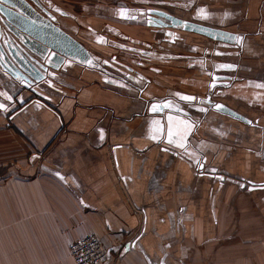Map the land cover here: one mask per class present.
I'll return each mask as SVG.
<instances>
[{
    "label": "crops",
    "instance_id": "obj_1",
    "mask_svg": "<svg viewBox=\"0 0 264 264\" xmlns=\"http://www.w3.org/2000/svg\"><path fill=\"white\" fill-rule=\"evenodd\" d=\"M82 1L60 22L98 66L64 60L37 96L0 71V264H75L69 245L90 234L104 264L227 262V178L264 232V0H144L229 47L125 15L138 0Z\"/></svg>",
    "mask_w": 264,
    "mask_h": 264
},
{
    "label": "water",
    "instance_id": "obj_2",
    "mask_svg": "<svg viewBox=\"0 0 264 264\" xmlns=\"http://www.w3.org/2000/svg\"><path fill=\"white\" fill-rule=\"evenodd\" d=\"M147 13L159 18H153L157 21L154 24L156 28L195 32L225 44L235 39L232 33L184 21L158 10ZM64 60H73L90 66L97 65V59L83 44L62 30L59 25L40 15L26 0H5V3L0 5V71L3 74L22 89L37 96V88L54 78L53 72L60 68ZM212 79L213 90V86H219L218 83L215 85L218 80L224 81L221 83L222 87L227 86L230 77L215 75ZM211 99L212 94H209L198 101L211 104L220 112L248 122L233 110L221 104H214ZM217 105L221 107L217 108Z\"/></svg>",
    "mask_w": 264,
    "mask_h": 264
},
{
    "label": "rangeland",
    "instance_id": "obj_3",
    "mask_svg": "<svg viewBox=\"0 0 264 264\" xmlns=\"http://www.w3.org/2000/svg\"><path fill=\"white\" fill-rule=\"evenodd\" d=\"M58 2L60 7H68L69 9L75 11V12H81L80 3H83L82 0H55ZM92 1V0H89ZM133 0H112V3H123V5H126L127 7L132 8V2ZM144 0H138L137 2H133L134 5V14L130 13V9L125 12V15H140L141 17L145 16V20H154L155 15L147 13L151 10H158L161 12L166 11L167 9H163L161 7L162 3H158L157 6H149L148 3H145ZM98 3V2H97ZM109 5H114L109 4ZM139 7V8H138ZM174 7V6H173ZM138 9L141 10V12H138ZM144 10V11H143ZM164 10V11H162ZM133 12V11H132ZM129 13V14H127ZM166 13V12H164ZM72 15V14H71ZM176 17V16H174ZM74 18L71 16V20ZM140 20L145 21L140 18ZM156 21V20H155ZM162 21V20H161ZM164 21V20H163ZM157 22V21H156ZM167 23V22H166ZM82 28V27H81ZM164 29V28H159ZM179 30V29H177ZM182 30V29H181ZM186 31V30H183ZM189 32V31H186ZM209 41V40H208ZM238 42V41H237ZM228 44L231 43L227 42ZM221 45V43H220ZM236 47V46H235ZM237 47L238 44H237ZM232 67V66H230ZM231 78L229 79L230 82ZM239 120V119H238ZM246 123V122H245ZM2 172V171H1ZM236 180V179H235ZM230 182V183H229ZM227 184L229 189L227 190V206L224 207L222 211V219L225 220L227 223L225 226H227V231L223 232L225 239L227 240V248H221V250H224L226 254H224L222 257H220L222 260L221 262H225L223 259H227V262L221 263V264H264L263 258H264V252L257 254L256 248L251 245L250 242H244V241H262L264 242V232H258L256 233L254 230L258 227L256 226L257 223L249 224L250 220L246 218V216H243V210L241 212V209H245L246 207L249 208L248 203L251 202L250 197L240 196V189L241 187L244 188V190L248 187V185L241 183L240 181H234L227 178ZM253 187L257 188H264V184H256L253 185ZM242 188V189H243ZM243 218V219H242ZM251 219V218H250ZM245 220L246 223H245ZM264 224L261 226L263 227ZM221 239V237H220ZM264 251V248L262 249ZM214 264V263H213Z\"/></svg>",
    "mask_w": 264,
    "mask_h": 264
},
{
    "label": "built area",
    "instance_id": "obj_4",
    "mask_svg": "<svg viewBox=\"0 0 264 264\" xmlns=\"http://www.w3.org/2000/svg\"><path fill=\"white\" fill-rule=\"evenodd\" d=\"M69 254L75 264H104L108 257L101 238L94 234L73 241L69 245Z\"/></svg>",
    "mask_w": 264,
    "mask_h": 264
},
{
    "label": "flooded vegetation",
    "instance_id": "obj_5",
    "mask_svg": "<svg viewBox=\"0 0 264 264\" xmlns=\"http://www.w3.org/2000/svg\"><path fill=\"white\" fill-rule=\"evenodd\" d=\"M26 1L33 8H35V10L40 15H42L46 19H49L50 21L54 22L56 25H59L62 30H64V29L66 30V28H64V26L61 24L60 20H61V18H65V17H67V18L69 17L70 18L71 17V13L69 11H66L65 8L60 7L59 6L60 4L58 2H56L55 0H35V2H34V0H26ZM164 5L165 4H161V7L163 9H164V7H166ZM162 11H164V10H162ZM166 11H164V12H166ZM138 12L140 13L141 11L138 10ZM90 29H86V27H85L83 30L89 31L90 33H93V34H96L94 31H91L92 29L91 30ZM78 30H82V28L80 27ZM96 35H98V34H96ZM95 59H96V57H95ZM97 60H96V63H97ZM96 66H98V65H96ZM227 86H223V87H227Z\"/></svg>",
    "mask_w": 264,
    "mask_h": 264
},
{
    "label": "snow or ice",
    "instance_id": "obj_6",
    "mask_svg": "<svg viewBox=\"0 0 264 264\" xmlns=\"http://www.w3.org/2000/svg\"><path fill=\"white\" fill-rule=\"evenodd\" d=\"M5 3V0H0V5H2V4H4ZM201 11H203V10H201ZM240 39H242V38H240ZM8 99H11V97H8ZM181 99H183V100H191V99H193V98H191V97H181ZM168 105H165V107H167ZM5 106L3 105V104H0V109H3ZM221 106L220 105H217V108H220ZM153 111H157V108L155 107V106H153V109H152ZM170 142H174V141H171L170 140Z\"/></svg>",
    "mask_w": 264,
    "mask_h": 264
}]
</instances>
